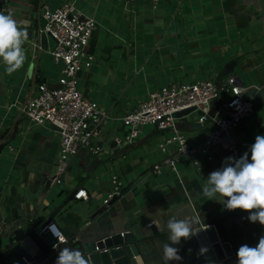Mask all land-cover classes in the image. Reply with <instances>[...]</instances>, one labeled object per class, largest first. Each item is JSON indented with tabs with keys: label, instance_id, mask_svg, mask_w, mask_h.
<instances>
[{
	"label": "crops",
	"instance_id": "obj_1",
	"mask_svg": "<svg viewBox=\"0 0 264 264\" xmlns=\"http://www.w3.org/2000/svg\"><path fill=\"white\" fill-rule=\"evenodd\" d=\"M62 1L56 0V4ZM182 1L178 2L180 6ZM40 2L52 0H5L0 10V13H10L22 26L27 24L29 36L24 45L26 60L21 69L9 75L0 61V131L3 133L27 93L37 57L36 76L53 84L59 75L57 68L53 74L58 75L52 79L43 73V69L48 71L43 59L44 53L50 54L51 41L44 33H37L43 24L39 15ZM153 8L157 9L156 5L153 4ZM178 11L179 15L175 13L178 17L168 23L166 16L144 18V22L152 26L147 35L143 33L142 20L136 17L139 33L136 32V40L128 43L120 37V27L103 28L97 21L87 46L94 59L89 67L79 71L78 84L87 97L96 101L98 98L94 95H102L106 103L109 99L113 102L108 111L101 107L107 113L98 138L103 150L97 154L90 146L79 147L68 161L79 163L84 171L88 168V172L79 175L68 167L63 177L64 185L57 182L41 197L45 177L58 169V132L50 124V128L33 126L25 134L18 128V143H9L13 153L2 154L0 162L1 212L6 219L0 242H7L8 236L16 230H24L27 221L19 217L21 212L36 211L33 222L39 223L50 217L52 209L73 188L84 187L88 192L87 199L73 197L50 217L67 238L59 248L79 250L99 237L149 225L151 221L150 225L157 233L147 231L150 240L147 248L141 249L142 264H163L161 247L169 242L167 221L172 217L183 219L197 215L204 223H214L221 239L229 240L232 245L233 255L214 264H237L238 248L243 244L255 246L258 243L264 235V225L250 222L247 219L249 213L244 210L229 211L203 195L206 178L222 166L224 159L229 157L227 153L212 148L211 158L198 154L195 165L187 157L177 155L174 147L168 144L164 153L177 157V171L165 164L167 167L157 173L152 169L153 164L162 161L164 153L151 152L150 144L160 140L162 130L145 123L133 140L121 144L115 140L116 137L123 139L128 131L121 116L136 107L148 92L168 81H190L210 73L213 74L208 77L224 78L222 71L231 60L236 61L234 72L238 82L248 87L246 96L252 100V110L234 131L242 154L248 152L250 157L249 148L255 136L264 135V91L250 86L264 84V0H187ZM163 18L166 21H161ZM38 40L40 47L34 49ZM121 60L126 62L125 65ZM236 66L241 74L235 70ZM124 71L127 85L121 92L125 94L129 90V94L145 95L122 104L115 94L120 86V73ZM178 122L183 123L179 128L189 143L199 142L213 127L210 118L199 123L197 116L185 115ZM96 166L102 169L99 175L94 170ZM112 173L122 179L123 193L106 204L103 200L111 188L109 178ZM71 201L76 202L71 204ZM103 204L105 208L91 217ZM155 225H159V230ZM173 246L179 248L182 259L169 261V264H197L186 244L180 242Z\"/></svg>",
	"mask_w": 264,
	"mask_h": 264
},
{
	"label": "built area",
	"instance_id": "obj_2",
	"mask_svg": "<svg viewBox=\"0 0 264 264\" xmlns=\"http://www.w3.org/2000/svg\"><path fill=\"white\" fill-rule=\"evenodd\" d=\"M152 2L156 5L159 0ZM39 15L43 18V24L38 27L39 34L44 33L53 39V46L49 47V52L54 61L61 62L62 65L53 84L47 80L35 83L22 107L19 129L25 134L33 126L46 124L59 126L56 172L59 173L79 147L90 146L97 154L103 150L98 138L102 134V123L107 113L94 99L87 97L78 84L79 71L83 67H89L94 59L87 46L97 22L93 16L86 15L78 9L75 0H64L54 7L40 2ZM39 40L38 43H34V49L40 47ZM250 86L262 88L264 91V84ZM247 88L240 84L236 75L232 73H228L220 80L208 77L190 81H168L148 92L139 100L136 107L121 116V121L128 126V131L123 139L116 137L115 140L118 144L129 142L141 132L140 126L153 123L162 132L170 130L172 133L171 136L159 141L158 146L163 152H167L168 144H173L177 155L186 156L195 165L198 164L196 153L200 151L210 159L212 148L238 159L242 154L237 137L231 131L252 110V100L246 96ZM189 106H195L199 112L198 122L203 123L207 116L213 121V127L208 131L204 141L196 144L188 142L176 125L180 118L173 115L174 112ZM212 107L214 111L210 114ZM176 161L175 155H164L162 161L153 164L152 169L160 173L162 164H166L177 171ZM55 178L58 182V178ZM109 181L111 188L103 200L106 204L113 196L119 197L123 193V181L117 173H112ZM74 197L87 199V189L78 187ZM151 223L148 222L149 225ZM46 231L55 238L51 245L53 249H57L53 247L59 243L57 237L67 241L52 219L39 230ZM124 232L120 231L122 235ZM105 237L106 235L99 238L104 240ZM96 250L106 251L108 248L105 246L99 248L96 245Z\"/></svg>",
	"mask_w": 264,
	"mask_h": 264
},
{
	"label": "water",
	"instance_id": "obj_3",
	"mask_svg": "<svg viewBox=\"0 0 264 264\" xmlns=\"http://www.w3.org/2000/svg\"><path fill=\"white\" fill-rule=\"evenodd\" d=\"M5 0H0V7ZM39 35V31L37 32ZM40 52V51H39ZM235 60H231L223 69L222 74L227 75L228 73L235 74L234 66ZM38 65V57L33 66V73L31 75L30 84L28 91L7 131L3 133L0 131V162L2 160V154L4 147L10 143L12 139L18 133L20 115L22 107L26 103L32 88L36 83V71ZM237 76V75H236ZM238 78V77H237ZM220 80V79H219ZM195 106H189L178 110L173 113L176 117H183L195 110ZM214 107L211 108L210 114H213ZM207 116L206 119H208ZM200 123V122H199ZM52 128L59 130V126L56 124H50ZM178 127H182V122H177ZM72 161V160H70ZM68 163L59 173H53L45 177L42 187V196H45L46 192L57 183L55 177L58 178V183L63 186L64 173L68 170V167L72 172L77 173V164ZM88 171V168L86 169ZM2 189L3 185L0 183V240L1 234L6 229V219L2 216ZM77 188H73L61 201L59 205H56L50 214L53 217L57 212L61 210V207L74 197V193ZM44 193V194H43ZM116 197L113 196L111 201ZM40 201V200H39ZM105 208V204L101 205L91 215L93 217L101 210ZM36 215V211L21 212L20 218L27 221L24 230H16L11 236H8L7 242H0V264H52L55 262L58 255L57 249L51 248L55 238L48 232H39V230L50 220V217L34 223L33 218ZM52 219V218H51ZM208 225L207 229L199 231L195 236L188 240L182 239L181 242L186 244L197 261V264H214L220 260L225 259L233 255V248L229 240L221 239L214 223H205ZM201 227L203 225H200ZM147 231L152 234H156L157 230L152 225L137 226L132 230L125 231L123 235L120 232H114L106 235L104 240L96 239L97 241H91L82 246L79 251L83 253L85 258L88 260V264H142L143 257L141 249H146L149 242V236ZM16 232H22L20 236H17ZM96 245L99 248L104 246L108 248L106 251L96 250ZM118 246V247H115Z\"/></svg>",
	"mask_w": 264,
	"mask_h": 264
},
{
	"label": "clouds",
	"instance_id": "obj_4",
	"mask_svg": "<svg viewBox=\"0 0 264 264\" xmlns=\"http://www.w3.org/2000/svg\"><path fill=\"white\" fill-rule=\"evenodd\" d=\"M28 25L23 26L9 14L0 13V61L6 66L9 75L24 66L26 54L24 45L28 41ZM249 153L245 152L238 159L226 157L222 166L209 173L202 186L207 200H214L227 210H244L249 213L250 222L264 225V135H256ZM200 225H203L202 227ZM159 230V225H155ZM168 241L162 244L163 264L179 261L181 240H188L199 231L207 229L197 215L193 218H170L167 221ZM59 243H66L57 237ZM237 264H264V235L255 246L241 245L237 252ZM55 264H88V260L79 250L69 247L59 248Z\"/></svg>",
	"mask_w": 264,
	"mask_h": 264
},
{
	"label": "rangeland",
	"instance_id": "obj_5",
	"mask_svg": "<svg viewBox=\"0 0 264 264\" xmlns=\"http://www.w3.org/2000/svg\"><path fill=\"white\" fill-rule=\"evenodd\" d=\"M52 2L48 3L51 7L58 5V4H56L57 3L56 0H52ZM178 2H179V0H170V1L159 0V2L156 4L157 9H154L152 0H131L130 3L127 0H75V4H76L77 8L85 14L94 15L96 22L98 21L100 25H103V28L105 26H109L110 28H117V29H118V27H120L121 28L120 37L122 38L124 43L125 42L128 43V41H131V40H136V37H137L136 32L139 33V31H137L136 26H135L136 25V17L137 18L139 17V20H142L140 22L142 25V30H143V33L145 35H147L149 32H151L150 29L152 26L149 23L144 22V18H147L148 16H151V17L166 16L167 23H168V22L172 21L174 19V17L175 18L178 17V15L180 14L178 11L179 8H183L184 5L186 4L187 0L182 1L181 6L178 4ZM54 4H56V5H54ZM175 13H177L178 15L176 16ZM130 19L132 20L131 26H130ZM166 19L163 18V19H161V21H166ZM49 39L51 41V46H50V48H51L53 46V39L51 37H49ZM43 60H44V68L48 69V71L43 69V73L45 74V76L50 78V79L56 77L58 75V73L56 75H54L53 73L56 71V68H57V71L59 70L58 72L60 73V68H61L62 63L54 61L53 56L51 54H48V53H44V59ZM121 63H122V65H125L126 62L121 60ZM235 70L237 71L238 74H241V70L238 68V66L235 67ZM210 74H213V73H210ZM210 74L208 76H211ZM120 75H121V77L119 79L120 86H118V88L116 90L117 92L115 94V97L117 99H120L122 104L125 103L126 101H130V100L135 101L136 97L145 95L144 93H138L136 95L135 94H129V90L125 94H123L121 92V90H124L126 88V85H127V82L125 79L126 78V71H124L123 73H120ZM208 76L207 75H204V76L200 75L201 78H208ZM79 83H81V80L79 81ZM28 87H29V85H27V87H26V92L28 90ZM79 87H80V85H79ZM94 98L95 99L98 98V99H96V102L98 103L100 108L105 107L106 111H108L110 108H112L113 102L111 99H109V103H106L104 101L102 95H101V97H97L94 95ZM187 115H189L190 117H196L197 116V120H198L199 112L195 109V110L191 111L190 113H188ZM25 120H27V118H25ZM149 125L153 126L154 124L150 123ZM45 126L50 128L49 124H46ZM238 126L231 131L233 134H235L234 131L238 128ZM140 128H141V126H140ZM171 135H172V133L170 130H164L163 132L162 131L159 132L160 140H163L164 138L169 137ZM19 137L20 136L17 135L14 139H12L10 141V145H15V143H18ZM160 140L158 138L157 140H154L150 144V148H151L150 151L151 152H156V150H157L161 154L164 153L163 151L160 150V147L158 146ZM202 141H204V138H202L199 142H202ZM199 142H197V143H199ZM191 144H196V143H191ZM171 145L173 146V144H171ZM167 146L169 147V145H167ZM240 151H241V149H240ZM3 152H5L6 154H9V153L12 154L13 153L12 149L10 150V148H9V143L4 147ZM198 154L205 155L204 153H202L200 151L196 153L197 156H198ZM241 154H242V152H241ZM163 155H165V153ZM180 157H186V156H180ZM189 161L192 162L191 159H189ZM73 164L75 165L76 163H73ZM2 166H3V164H2ZM164 166L167 167L165 164H163L162 168ZM54 169H56V166H54ZM94 170H97L98 175L102 171V169L99 168L98 166H96L94 168ZM78 172H79V175H82V174H85V172L87 173L88 171L87 170L84 171L83 168L78 166V164H77V173ZM87 180H89V179H87ZM73 202H76V201H71V204Z\"/></svg>",
	"mask_w": 264,
	"mask_h": 264
},
{
	"label": "trees",
	"instance_id": "obj_6",
	"mask_svg": "<svg viewBox=\"0 0 264 264\" xmlns=\"http://www.w3.org/2000/svg\"><path fill=\"white\" fill-rule=\"evenodd\" d=\"M217 78H218V77H217ZM41 80H43L42 77L36 76V82H37V81H41ZM15 234H16L17 236H20V235L22 234V232H16ZM58 252H59V248H58V250H57V253H58Z\"/></svg>",
	"mask_w": 264,
	"mask_h": 264
}]
</instances>
